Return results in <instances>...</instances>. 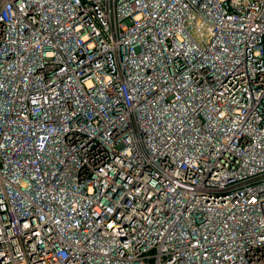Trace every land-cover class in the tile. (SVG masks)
<instances>
[{"label":"built area","instance_id":"obj_1","mask_svg":"<svg viewBox=\"0 0 264 264\" xmlns=\"http://www.w3.org/2000/svg\"><path fill=\"white\" fill-rule=\"evenodd\" d=\"M0 264H264V0H0Z\"/></svg>","mask_w":264,"mask_h":264}]
</instances>
